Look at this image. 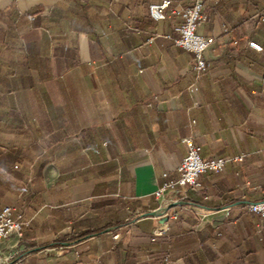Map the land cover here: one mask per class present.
Instances as JSON below:
<instances>
[{
  "label": "crops",
  "instance_id": "obj_1",
  "mask_svg": "<svg viewBox=\"0 0 264 264\" xmlns=\"http://www.w3.org/2000/svg\"><path fill=\"white\" fill-rule=\"evenodd\" d=\"M162 1L0 0V212L24 223L0 264H264L247 209L264 202V0H203L199 78L166 38L192 2L155 22ZM187 138L204 160H244L165 208Z\"/></svg>",
  "mask_w": 264,
  "mask_h": 264
},
{
  "label": "built area",
  "instance_id": "obj_2",
  "mask_svg": "<svg viewBox=\"0 0 264 264\" xmlns=\"http://www.w3.org/2000/svg\"><path fill=\"white\" fill-rule=\"evenodd\" d=\"M192 4L186 8H174L172 13L178 16L181 23L174 28L176 37L171 35L166 38L173 41V43L191 53L194 58V64L190 70L196 73L199 78L200 74L211 67V63L205 59V52L214 44L213 38H207L198 33L199 25L206 21V16L203 14L204 2L203 0H190ZM173 2L170 0H164L160 4L149 6L148 12L150 18L155 21H162L166 19L167 11L172 7ZM264 21V17H263ZM154 38H149L147 44H152ZM249 48L263 52V48L253 42L249 43ZM189 92L195 94L198 92V87L192 85L189 88ZM186 148L187 153L183 158L177 171L179 178L177 180H167L155 193V196L162 201L163 207L166 208L170 203L177 202L176 198L181 195L187 189H193L200 191L202 185L200 183V177L207 173H223L225 171L228 162H242L244 157H237L233 159L225 158H212L204 160L201 157V147L194 144L191 138L184 139L182 141ZM168 179V174L164 175ZM256 190V188H252ZM172 194V198L166 200V196ZM248 212L252 215L264 219V202H258L249 204L247 206ZM14 208L7 206L0 212V242L7 241L11 238H20L22 236V230L24 227L23 217L21 214L14 213ZM161 217H167L168 219H177V216L169 217L168 212H162ZM167 223L161 228L153 231V236L158 237L163 235L167 231ZM165 262H168L165 259Z\"/></svg>",
  "mask_w": 264,
  "mask_h": 264
},
{
  "label": "water",
  "instance_id": "obj_3",
  "mask_svg": "<svg viewBox=\"0 0 264 264\" xmlns=\"http://www.w3.org/2000/svg\"><path fill=\"white\" fill-rule=\"evenodd\" d=\"M168 210H169V209H166V210H165V213L168 212ZM158 215H159L158 213H157V214L155 213V214H152L151 216H152V217H155V216H158ZM168 220H169V219H168L167 217H161L159 223H160L161 225H164V224L168 223Z\"/></svg>",
  "mask_w": 264,
  "mask_h": 264
}]
</instances>
